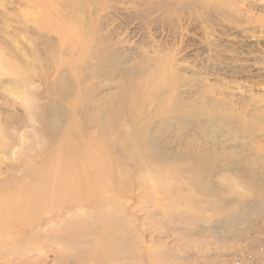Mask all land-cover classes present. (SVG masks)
<instances>
[{
    "label": "rangeland",
    "instance_id": "374dc122",
    "mask_svg": "<svg viewBox=\"0 0 264 264\" xmlns=\"http://www.w3.org/2000/svg\"><path fill=\"white\" fill-rule=\"evenodd\" d=\"M99 50L109 54L104 63ZM122 73L138 85L118 122L128 134L158 90L194 109L264 119V0H0V264H231L257 250L255 264H264V212L248 210L264 203V180L243 176L247 168L264 178V125L219 135L154 119L168 143L216 162L214 195L186 181L199 178L190 164L175 181L153 174L142 153L117 163L84 115L122 105L132 90L119 87ZM37 105L53 112L47 130ZM43 147L46 171L25 176L45 162L32 158ZM118 167L142 183L129 185ZM117 211L127 228L108 226ZM61 212L69 216L29 227Z\"/></svg>",
    "mask_w": 264,
    "mask_h": 264
},
{
    "label": "bare ground",
    "instance_id": "6f19581e",
    "mask_svg": "<svg viewBox=\"0 0 264 264\" xmlns=\"http://www.w3.org/2000/svg\"><path fill=\"white\" fill-rule=\"evenodd\" d=\"M96 56L101 57L103 59V63H104L107 60L109 54L105 53L103 50H99L97 52ZM109 73L115 74L114 71H109ZM91 74H92L91 76L93 78L97 77L96 75H99V76L102 75V74L100 75V74L96 73L95 71H92ZM122 74H123V76L121 78H119L122 80L119 83V87L129 85L130 88L132 89L131 92H129V94L123 100L122 105H124V104L125 105L124 106L121 105V106L110 107L106 103L105 106L99 107V108H90L89 107L86 111V114L84 115L85 116L84 118L87 121V123L85 125L89 126L90 128L91 127L97 128V130L100 133L102 141L105 140L107 142V144L112 148L114 155L116 157L120 158V159H117V163L123 162V159L128 161V162H129V160H131L133 163L136 160L135 159V153L136 154L142 153V155L145 156L142 160L148 161V167H150L149 169L152 170L153 174L161 175L163 173L169 172L172 175L173 180H175V181L185 180V178L182 179V177L180 175H182L183 170H185L184 169L185 164H190L192 170H194L195 173H197L199 175V178H198V176H196L195 178L190 177L191 179H189L187 177L186 181H189V182L193 181L194 182V181H197V179H198L199 181L195 182L194 184H196V186L199 187L201 190L203 189L204 191H206L208 194L214 195L213 191H211V190H213L211 188V180H213V177L215 174V166H217V164H215L216 162L212 161L211 156L207 152L198 151L197 153H195V152H192L191 148H189V147H187L185 149L176 148L177 147L176 145L180 142L178 139L174 143H168L165 132L161 127H158V132L154 131V127H153L155 125L154 119H160L161 121H163L165 118H170V120L177 121L180 124V129L183 132H187V131H191L192 129H195V130H198L202 133H207L209 130H212L214 134H219V133L222 134V132L224 133L225 129H227V128L232 130V131H229L230 133L236 132L237 129L238 130L242 129L245 132H247L249 130H255L259 126L257 124V121H260L259 123L264 125V119L262 117H259V116L257 117L254 115L250 117L247 113L246 114L248 117L247 116H241V115L238 116L234 113L226 114V113H223L221 111H218V109H215V108L208 109L206 104H204V103H201L199 105L198 109H194L193 107H190V106L188 107V105L185 106V105L181 104L178 101L177 95H175L174 93H172L170 96L166 97L164 93H162L158 90L156 92V94L151 95L152 99L159 100V102H157L155 104V108L153 109V111H151V113L147 114V116L145 118H143L142 121H138V123L132 129V133L128 134L125 130L119 129L120 127H119L118 122L119 121L121 122L123 120L121 118L123 113H125V115H127L126 116L127 118H128V115H130V109L127 110L125 108L128 107V104H133L135 102V100L138 99L139 96L135 93L136 89L138 88V85L135 81L131 82L129 80L131 78L130 75H128L127 73H122ZM112 80H115V78H113ZM64 85L65 84L63 83L62 90H58V92H59L58 96L62 99L67 100L68 91L65 90ZM89 89H93L96 92L100 93L102 90V87L99 86L98 84L97 85L92 84V85H90ZM157 97H160V99ZM125 106H127V107H125ZM214 107H215V104H214ZM227 108H228V106H227ZM36 109L39 111L40 116L42 117V119H41L42 128L45 130L49 129L47 122L49 123V120H48L49 116L53 112L51 111L50 108H46L44 105H43V107L37 105ZM124 109H125V111H124ZM49 113H51V114L48 116ZM106 117H107V119H112V126L110 128L107 127V124H110V123L106 124V122H105ZM67 120H68L67 118H64V123L67 122ZM56 127H57V124H53L51 127V130L54 133L53 137H57V139H58L59 138L58 136L61 132L57 133ZM73 128L76 129L75 127H73ZM109 130L114 131L115 133H116V131H118V134H116V136H114V134L110 133ZM262 131H264V128L262 129ZM259 132H260V130H259ZM111 139H113V141ZM73 144H74V142H73ZM123 146H125V147H123ZM44 149H46V148L43 147L39 151L40 154L36 153L40 157L37 156L36 154H34V155H36L35 157H32L33 155L32 156L27 155L28 160L29 159L32 160V158H33L36 160H43L45 162L42 164L36 165V167L28 168L26 173L24 174L25 176H33V175L41 174L44 171H46V161L47 162L49 161L50 155L47 156L46 152L43 151ZM169 164H178V166L176 167V170H174V171L171 169L168 170L167 167ZM178 168L180 170H178ZM97 170H98V168H97ZM135 170L136 169L134 168L133 171H135ZM187 171H188V168H187ZM250 171L247 168L245 169V171L243 173V176L245 179L251 180L256 184L259 181L264 180V178L261 179V178L257 177L252 171L251 172ZM117 173L121 177L122 176L127 177L129 185L142 183V179L139 180L138 178L134 177L133 174H131V171H129V170L121 169L119 171V167H118ZM98 174H99V177L104 176L105 175L104 169L99 168ZM261 182H264V181H261ZM253 185H255V184H253ZM207 187H209L210 189ZM42 191H44V190H42ZM45 193L46 192H43L41 194H45ZM218 200L223 201V202L227 201L226 199H223V200L218 199ZM262 202H264V200ZM239 205H241V204H239ZM243 205H244V203H243ZM70 206H72V205H69V207ZM248 210L251 212H254V211L257 212L258 211L260 213H263L264 212V203H262V205L252 204L248 207ZM68 216H69V213L61 212L55 216L49 217L48 219L45 218L44 220L42 219L40 221L39 220L33 221V223L29 224V227L32 226V227L36 228L40 225H45V224L51 223L57 219H66ZM117 216L115 213L109 214L108 226L109 227L120 226L123 228H127L125 218L122 215L119 216V211H117ZM35 222H36V224H35ZM103 236H104L103 240H107V235H103ZM100 242H101V240H100ZM100 242L98 244L99 247H100ZM101 249H102V251L105 252V254L108 257L111 256L107 252V248H106L105 243H104V246L101 247ZM119 258H120V255H117L116 259H119ZM79 259H78L79 264L84 263V261L81 260V258H79ZM69 260L70 259H67V257H66V261H69ZM76 264H78L77 261H76Z\"/></svg>",
    "mask_w": 264,
    "mask_h": 264
},
{
    "label": "built area",
    "instance_id": "2783aa9c",
    "mask_svg": "<svg viewBox=\"0 0 264 264\" xmlns=\"http://www.w3.org/2000/svg\"><path fill=\"white\" fill-rule=\"evenodd\" d=\"M260 258H261V252L257 250L254 254L248 253L245 255H238L232 257L231 264H255V261H257V259Z\"/></svg>",
    "mask_w": 264,
    "mask_h": 264
}]
</instances>
